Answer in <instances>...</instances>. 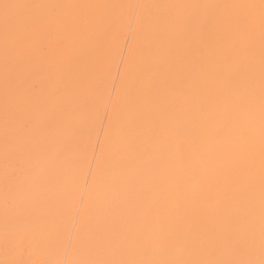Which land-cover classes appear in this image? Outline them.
<instances>
[{"label": "bare ground", "instance_id": "obj_1", "mask_svg": "<svg viewBox=\"0 0 264 264\" xmlns=\"http://www.w3.org/2000/svg\"><path fill=\"white\" fill-rule=\"evenodd\" d=\"M0 264H264V0H0Z\"/></svg>", "mask_w": 264, "mask_h": 264}]
</instances>
